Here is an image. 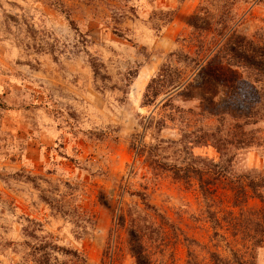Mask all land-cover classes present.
Wrapping results in <instances>:
<instances>
[{"label": "rangeland", "instance_id": "obj_1", "mask_svg": "<svg viewBox=\"0 0 264 264\" xmlns=\"http://www.w3.org/2000/svg\"><path fill=\"white\" fill-rule=\"evenodd\" d=\"M263 213L264 0H0V264H264Z\"/></svg>", "mask_w": 264, "mask_h": 264}, {"label": "trees", "instance_id": "obj_2", "mask_svg": "<svg viewBox=\"0 0 264 264\" xmlns=\"http://www.w3.org/2000/svg\"><path fill=\"white\" fill-rule=\"evenodd\" d=\"M240 194L244 195L245 190L243 189V191L240 192ZM262 219H263V224H264V213L262 214ZM259 225H262V224H259ZM237 226H239L238 223H237ZM143 238L144 237L139 229H137L136 227H131V229L129 230V239H128L129 250L132 253V255L135 257L137 264H153V261L150 257V254L147 251ZM65 252L66 254H69L75 257L80 262L79 264H82V262H84V259L80 258L78 251L74 249H71V250L66 249ZM233 254H234L233 259H227V260L223 259L219 254H216V253H212V257L216 264H231L233 262L235 264H255L252 261H247V260L243 261L241 259V256H239L237 253H233ZM117 260L118 258L115 257V251H113L112 255L109 256V260L108 261L104 260L102 264H115ZM75 264H78V263L76 262ZM192 264L194 263L192 262Z\"/></svg>", "mask_w": 264, "mask_h": 264}]
</instances>
